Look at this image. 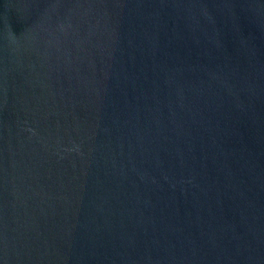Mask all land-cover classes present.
Returning <instances> with one entry per match:
<instances>
[{
    "label": "water",
    "instance_id": "95a60500",
    "mask_svg": "<svg viewBox=\"0 0 264 264\" xmlns=\"http://www.w3.org/2000/svg\"><path fill=\"white\" fill-rule=\"evenodd\" d=\"M0 264H264V0H0Z\"/></svg>",
    "mask_w": 264,
    "mask_h": 264
}]
</instances>
